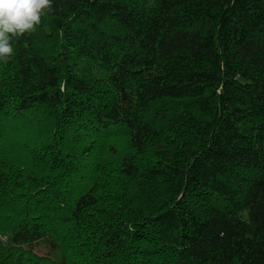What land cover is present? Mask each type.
Returning <instances> with one entry per match:
<instances>
[{
	"label": "trees",
	"instance_id": "16d2710c",
	"mask_svg": "<svg viewBox=\"0 0 264 264\" xmlns=\"http://www.w3.org/2000/svg\"><path fill=\"white\" fill-rule=\"evenodd\" d=\"M0 60V264H264V0H53Z\"/></svg>",
	"mask_w": 264,
	"mask_h": 264
},
{
	"label": "clouds",
	"instance_id": "9594fccd",
	"mask_svg": "<svg viewBox=\"0 0 264 264\" xmlns=\"http://www.w3.org/2000/svg\"><path fill=\"white\" fill-rule=\"evenodd\" d=\"M52 10L53 0H0V60L13 56V38L35 31Z\"/></svg>",
	"mask_w": 264,
	"mask_h": 264
}]
</instances>
